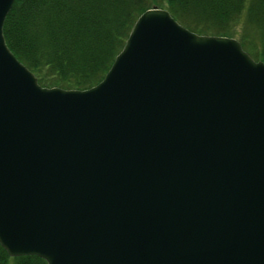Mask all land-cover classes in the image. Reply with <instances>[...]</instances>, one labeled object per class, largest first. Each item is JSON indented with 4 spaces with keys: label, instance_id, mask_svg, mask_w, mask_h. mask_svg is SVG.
I'll list each match as a JSON object with an SVG mask.
<instances>
[{
    "label": "water",
    "instance_id": "1",
    "mask_svg": "<svg viewBox=\"0 0 264 264\" xmlns=\"http://www.w3.org/2000/svg\"><path fill=\"white\" fill-rule=\"evenodd\" d=\"M0 0V245L47 264H264V62L165 7L85 88L41 85Z\"/></svg>",
    "mask_w": 264,
    "mask_h": 264
},
{
    "label": "trees",
    "instance_id": "2",
    "mask_svg": "<svg viewBox=\"0 0 264 264\" xmlns=\"http://www.w3.org/2000/svg\"><path fill=\"white\" fill-rule=\"evenodd\" d=\"M165 7L197 33L236 37L264 62V0H13L2 24L8 48L45 86L85 88L101 79L139 13ZM0 264H47L36 254Z\"/></svg>",
    "mask_w": 264,
    "mask_h": 264
}]
</instances>
